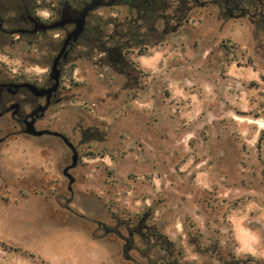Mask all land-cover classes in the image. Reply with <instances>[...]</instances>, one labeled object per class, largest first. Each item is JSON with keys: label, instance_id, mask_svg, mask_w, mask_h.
Masks as SVG:
<instances>
[{"label": "rangeland", "instance_id": "obj_1", "mask_svg": "<svg viewBox=\"0 0 264 264\" xmlns=\"http://www.w3.org/2000/svg\"><path fill=\"white\" fill-rule=\"evenodd\" d=\"M207 2L169 34L172 22L131 27L125 6L100 10L101 34H115L100 43L122 44L126 63L98 48L103 61L79 59L36 125L76 146L73 182L61 138L0 118V241L52 264H264L238 256L234 239L238 226L264 236V21ZM33 4L49 12L48 0H0V12ZM45 50L3 44L0 71L39 74ZM148 132L163 136L159 150ZM0 264L40 263L0 247Z\"/></svg>", "mask_w": 264, "mask_h": 264}, {"label": "flooded vegetation", "instance_id": "obj_2", "mask_svg": "<svg viewBox=\"0 0 264 264\" xmlns=\"http://www.w3.org/2000/svg\"><path fill=\"white\" fill-rule=\"evenodd\" d=\"M48 1L49 12L40 11L35 4L30 7L27 6L23 11L13 15H3L0 12V47H2L3 44H8L9 46L27 45L28 48H34L35 53L42 49H46L44 52L42 51L44 54H41V56L45 58L44 64L46 70L39 74H26L21 71H0V118L9 115L18 122L17 127L19 128L17 132L25 135H30L26 133L25 130L27 128V122L32 120L34 121L36 129L52 130L50 128H37V122L44 118L46 112L54 103L63 99V85L68 80V76L76 70V63L79 59H96L97 62H101L108 56L114 63H126V56L122 51V44L115 42L104 47V45L100 43L101 36H108L110 41L115 38L113 32L110 34L102 32L101 34L99 28V21L101 18L99 13L101 9L125 6L127 20L131 27L141 26L143 24L148 25L150 21L158 20L167 21V24L172 22L173 26L171 29L169 28L166 30L164 27V32L169 34L170 32H176L180 27H185L187 23L192 21L198 7L201 9L208 8V0H205V2H199V0H172L171 2L170 0H163L161 3L160 0ZM220 1L221 0H219V4L222 5L227 14L229 13L239 18L249 16L253 24L264 21V0H252L251 3H246L247 5L243 4L242 6H240L241 0H231V2L230 0H224L223 3ZM90 3H93V7L86 14L83 32L77 40H70L65 50L61 53L60 58L57 60L68 33L76 26V24L72 22L58 25L60 22L69 18V15L64 14V8L67 5H71L72 8L81 10ZM236 10H238V13H235ZM50 25H54V27H48ZM19 29H24L25 31L12 33V30ZM193 30H195V28H191V31ZM248 30L250 31L251 29ZM53 31H60V33L54 34L52 33ZM83 48L89 51L91 50L92 54L90 55L89 52L86 56L83 55L81 52ZM97 48L99 50L103 49V54L106 56L99 55L95 57L93 52ZM143 55L144 54L140 53L141 57ZM55 62L57 68L60 70L58 86L57 89L49 94L48 90L56 84V78L51 76L52 66ZM28 84L37 87L39 90H44L45 93L43 95H36ZM46 104H48L47 108L42 110ZM52 131L62 133L58 130ZM49 136L61 138L55 135ZM3 139L4 138H0V143ZM70 165L71 164L66 167ZM74 167L68 169L67 173H64L63 170V173L65 175H71L70 170Z\"/></svg>", "mask_w": 264, "mask_h": 264}, {"label": "water", "instance_id": "obj_3", "mask_svg": "<svg viewBox=\"0 0 264 264\" xmlns=\"http://www.w3.org/2000/svg\"><path fill=\"white\" fill-rule=\"evenodd\" d=\"M93 7V3H90L88 5H86L85 7H83V9H77V8H72L71 5H67L65 8H64V14L65 15H69V18L63 22H60L58 25H64L68 22H72V23H75L76 26L75 28L70 31L68 33V36L64 42V45L62 47V50L60 52V54L58 55L57 57V60L60 58L61 56V53L65 50L67 44L70 42V40L74 39V40H77V38L80 36V34L83 32L84 30V27H85V21H86V14L87 12ZM50 28L54 27V25H50L48 26ZM25 30L24 29H19V30H12V33H15V32H24ZM59 73H60V70L57 68V64L56 62L53 64L52 66V72H51V76L56 78V84L50 89L48 90V93L50 94L52 91H54L55 89H57V86H58V80H59ZM28 86H30V88L32 89V91H34V93L36 95H43L45 93L44 90H39L37 87L31 85V84H28ZM48 104H46V106H44L42 108V110H45L47 108ZM26 133L30 134V135H34V136H42L44 134H49V135H55V136H60L64 141L65 143L71 148L72 152H73V155H72V163L70 166L66 167L64 169V173H67L68 169H70L71 167H74L77 165L78 163V151L76 149V147L74 146V144L68 139V137H66L64 134L62 133H59V132H56V131H52V130H49V129H36V127L34 126V121H29L27 122V128H26ZM66 176L68 178H70V182H73L74 179L71 175H67Z\"/></svg>", "mask_w": 264, "mask_h": 264}, {"label": "clouds", "instance_id": "obj_4", "mask_svg": "<svg viewBox=\"0 0 264 264\" xmlns=\"http://www.w3.org/2000/svg\"><path fill=\"white\" fill-rule=\"evenodd\" d=\"M237 246L235 253L239 255H264V236L251 230L238 226L234 234Z\"/></svg>", "mask_w": 264, "mask_h": 264}, {"label": "trees", "instance_id": "obj_5", "mask_svg": "<svg viewBox=\"0 0 264 264\" xmlns=\"http://www.w3.org/2000/svg\"><path fill=\"white\" fill-rule=\"evenodd\" d=\"M264 139V131H260V136L258 138V145H261V142ZM0 247L4 250V251H8L14 254H18L21 255L23 257L26 258H30L33 260L38 261L40 264H52L50 261H48L47 259H45L44 257H42L39 254H35L34 252L24 249L22 247L13 245L11 243H8L6 241H0Z\"/></svg>", "mask_w": 264, "mask_h": 264}, {"label": "crops", "instance_id": "obj_6", "mask_svg": "<svg viewBox=\"0 0 264 264\" xmlns=\"http://www.w3.org/2000/svg\"><path fill=\"white\" fill-rule=\"evenodd\" d=\"M143 58H146V57H141L140 59H143ZM141 63H142V65H144V63H150V65H152L151 64V62H149V60L146 58V62H143L142 60H141ZM147 64V65H148ZM152 67H154V66H152ZM141 103V102H140ZM152 105H154L153 104V101H152ZM143 107V106H142ZM146 107V106H145ZM148 108V107H147ZM145 133L143 132L142 133V135H144ZM256 135V134H255ZM163 140V136L162 135H158L157 133H156V137H154V135H153V133H151V132H148L147 134H146V142H147V144H148V146H152V144L154 145V146H152V147H154V148H156V149H160L161 148V141ZM158 141H160V144L158 143ZM156 157H157V161H156V163H163L164 161H163V157L160 155H156ZM125 175V174H124ZM123 180L124 181H131V178H130V176L129 175H125V176H123ZM157 180V178L154 180V181H156ZM155 183V182H154ZM127 186H129L130 184L129 183H127L126 184ZM143 196H142V203H145V202H143ZM147 203V202H146ZM145 203V204H146ZM144 204V206H146ZM93 237H95L96 239H104V240H109L106 236H104V235H96V236H93Z\"/></svg>", "mask_w": 264, "mask_h": 264}, {"label": "bare ground", "instance_id": "obj_7", "mask_svg": "<svg viewBox=\"0 0 264 264\" xmlns=\"http://www.w3.org/2000/svg\"><path fill=\"white\" fill-rule=\"evenodd\" d=\"M261 126H263V127H264V123H262V122H261Z\"/></svg>", "mask_w": 264, "mask_h": 264}]
</instances>
